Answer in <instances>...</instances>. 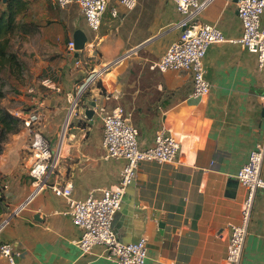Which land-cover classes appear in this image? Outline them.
<instances>
[{"label": "crops", "instance_id": "0c3cea01", "mask_svg": "<svg viewBox=\"0 0 264 264\" xmlns=\"http://www.w3.org/2000/svg\"><path fill=\"white\" fill-rule=\"evenodd\" d=\"M52 8L25 37V79L3 105L22 120L29 112L39 114L35 127L51 143L57 167L30 200L35 191L30 133L23 125L7 142L0 153L1 182L9 181L7 191L0 189V244L21 251L19 264H115L103 246L82 253L77 243L83 231L65 214L67 200L52 187L71 183L73 198L83 201L119 184L126 161L105 158L103 124L95 109L121 106L139 131L141 149L154 145L161 128L181 149L175 163L139 164L114 217L119 240L146 239L145 264H230V227L241 222L246 193L240 184H229L251 152L264 146V67L239 43L243 28L236 1L209 0L199 17L226 39L207 50L211 90L200 99L191 97L190 73L150 68L180 37L181 16L171 0H139L133 10L110 0L98 33L77 4ZM76 30L88 37L78 57L68 48ZM118 58L123 59L116 63ZM92 102L95 115L89 120L84 112ZM0 264L8 262L0 256ZM240 264H264L263 190L255 196Z\"/></svg>", "mask_w": 264, "mask_h": 264}, {"label": "built area", "instance_id": "2783aa9c", "mask_svg": "<svg viewBox=\"0 0 264 264\" xmlns=\"http://www.w3.org/2000/svg\"><path fill=\"white\" fill-rule=\"evenodd\" d=\"M138 1L120 0V4L127 10H133ZM171 1L181 16L176 25L181 32L180 37L150 68L161 72L184 71L190 73L193 78L191 97L200 99L207 96L211 90L204 63L207 50L212 45L224 43L226 39L219 28L203 24L199 20L209 0ZM51 3L59 9L77 4L88 27L94 33H98L110 0H51ZM236 5L243 28L239 43L257 56L258 66L263 68L264 0H238ZM112 14L117 16L116 10H112ZM68 48L70 52H76L73 40L69 41ZM122 59L118 58L116 63ZM95 111L101 116L103 124L105 158L126 161L119 184L113 188L100 190V196H96L94 192L90 193L88 198L83 201L73 198L71 183L55 185L52 187V191L67 200L68 210L65 214L83 231L82 237L77 243L83 254L91 253L95 246H103L107 258L115 264H145L148 257V241L143 238L137 243L121 242L113 229L114 217L121 209L127 188L137 177L139 164L142 162L175 163L181 149L180 144L172 133L166 128H161L156 132L154 145L147 149H141L138 141L139 131L125 117L123 107L118 106L111 111L106 108H98ZM39 121L40 116L35 111L29 112L23 119V124L31 136L29 151L33 159L29 175L32 178L35 191L30 200L43 189L46 177L56 169L58 162L51 143L35 127ZM263 162L264 146L259 145L251 152L248 162L236 176L246 194L241 207V222L230 227L227 248V261L230 264H240L243 257L255 196L259 190L264 191V178L261 176ZM0 187L7 191L9 181L1 182L0 178ZM9 220H6L4 225ZM0 256L4 257L8 264H19L18 260L22 253L11 243H2L0 244Z\"/></svg>", "mask_w": 264, "mask_h": 264}, {"label": "trees", "instance_id": "16d2710c", "mask_svg": "<svg viewBox=\"0 0 264 264\" xmlns=\"http://www.w3.org/2000/svg\"><path fill=\"white\" fill-rule=\"evenodd\" d=\"M37 0H0V153L10 138L23 127V120L3 105L10 95L17 93V86L24 82L27 65L24 55L14 50L13 40L23 43L33 34L39 23L31 9ZM3 198H0V208Z\"/></svg>", "mask_w": 264, "mask_h": 264}, {"label": "water", "instance_id": "95a60500", "mask_svg": "<svg viewBox=\"0 0 264 264\" xmlns=\"http://www.w3.org/2000/svg\"><path fill=\"white\" fill-rule=\"evenodd\" d=\"M7 1L8 0H2V2L4 3H6ZM235 1L237 2L238 0H235ZM73 42H74V48L77 52L76 57H78L79 52H82L85 50L86 44L88 43V37L82 30H76L73 34ZM90 106H91L90 108L85 110L84 114L89 120H92V118L95 115L94 109L96 107V103L92 102ZM262 116L264 117V110H263ZM133 182L130 185H132ZM229 185L234 186L235 188H238L239 182L235 180V181H232ZM138 241H139V238L134 240L133 242L137 243Z\"/></svg>", "mask_w": 264, "mask_h": 264}, {"label": "rangeland", "instance_id": "374dc122", "mask_svg": "<svg viewBox=\"0 0 264 264\" xmlns=\"http://www.w3.org/2000/svg\"><path fill=\"white\" fill-rule=\"evenodd\" d=\"M50 2L48 0H37L36 4L33 5L32 9H31L32 10L31 13L37 15L36 19L38 22H42L43 19L45 18V17L41 16V14L43 13V11L45 9H47L48 12L53 9ZM19 42H20L19 39H17V41H16V39L13 40L14 50H16L22 56L23 55L22 44ZM6 101H8V100H6Z\"/></svg>", "mask_w": 264, "mask_h": 264}]
</instances>
